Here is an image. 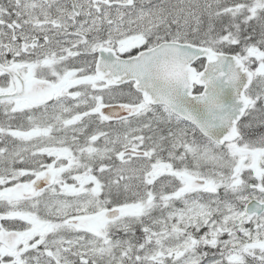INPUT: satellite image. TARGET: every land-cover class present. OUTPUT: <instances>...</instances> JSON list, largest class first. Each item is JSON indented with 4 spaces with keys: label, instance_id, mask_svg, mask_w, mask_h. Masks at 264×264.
Segmentation results:
<instances>
[{
    "label": "snow or ice",
    "instance_id": "obj_1",
    "mask_svg": "<svg viewBox=\"0 0 264 264\" xmlns=\"http://www.w3.org/2000/svg\"><path fill=\"white\" fill-rule=\"evenodd\" d=\"M0 264H264V0H0Z\"/></svg>",
    "mask_w": 264,
    "mask_h": 264
}]
</instances>
